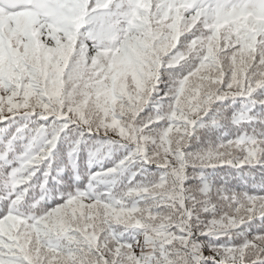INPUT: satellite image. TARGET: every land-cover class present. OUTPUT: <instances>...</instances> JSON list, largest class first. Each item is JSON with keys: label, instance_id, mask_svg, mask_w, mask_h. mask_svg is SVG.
Returning <instances> with one entry per match:
<instances>
[{"label": "snow or ice", "instance_id": "6c2138e0", "mask_svg": "<svg viewBox=\"0 0 264 264\" xmlns=\"http://www.w3.org/2000/svg\"><path fill=\"white\" fill-rule=\"evenodd\" d=\"M0 264H264V0H0Z\"/></svg>", "mask_w": 264, "mask_h": 264}]
</instances>
